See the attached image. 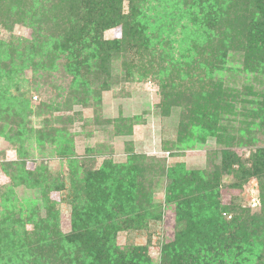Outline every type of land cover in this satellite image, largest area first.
<instances>
[{
    "label": "trees",
    "instance_id": "1",
    "mask_svg": "<svg viewBox=\"0 0 264 264\" xmlns=\"http://www.w3.org/2000/svg\"><path fill=\"white\" fill-rule=\"evenodd\" d=\"M36 1L0 0V17L2 9L9 7L14 13L13 17L7 19L37 26V30H33L36 40L39 28L50 36L45 44L41 42L33 47V52L27 53V57L20 54L11 57L9 64L1 65L0 79L4 77L7 82L18 83L26 62L35 68L34 72H44L59 56L61 48L71 50L68 48L71 42L75 46L71 51L74 57L81 54L86 64L90 62L99 66L109 64L119 50H134L138 56V65L134 69L140 71L139 77L150 74L160 82V101L156 105L159 114L165 119L174 120L175 138L166 140L163 147L169 150L185 149L194 143L201 145L213 139L219 146L213 152L222 158L225 172L234 177L229 186L239 188L249 175H256L261 206L255 213L245 204H220L218 172L210 173V177L205 179L203 169L190 168L185 170L188 178L181 176L176 179L173 171L182 165L175 164L168 172L170 182L166 188L168 202H173L175 197L181 201V208L175 202L179 214L175 238L161 242L157 259L149 256L146 245L119 247L115 244L114 236L121 228H138L141 221L147 223L160 219L162 212L153 198L151 172L157 170L158 174H164L163 165L156 158L130 153L126 163H114L106 158L94 167L93 162L89 161H93L90 153L86 154L91 158L89 160L87 156L79 160L74 158L72 140L69 137L65 139L69 132L60 123L63 122L60 116L55 118L59 126L49 127L47 122L50 119L45 118V125L32 130L31 134H25L23 128H18L19 123L23 125V122L15 120L12 121L15 128L3 135L7 140L14 141L19 160L7 162L2 167L12 181L7 187L32 189L33 201L26 208L12 204L6 206L7 196L4 197V209L0 213V264H264L262 150L257 149L251 154L253 165L250 169L230 149V142L235 137L233 132L239 128L236 124L238 113L243 112L242 116L249 119L246 112L251 115L257 111V106L247 108L252 101L242 96H256L257 93L252 85L245 82H242V88L232 85L235 81L230 77L235 78V75H225L223 72L234 69L233 66L224 67L228 62L227 51L232 50L238 52L230 54L232 64L235 56H242L244 71L251 73L253 79L258 74L264 76V0H213L212 4L217 10L202 6L201 3L207 1L208 4L209 0H170L172 10L187 13L194 21L190 25L191 31H186L179 41L170 39V34L164 35L163 39L157 38L159 35L153 29L156 28L159 14L147 13L141 19L137 18L146 14L141 9L144 0H128L127 12H121L118 18L115 17L114 5L102 10L106 14H101L95 8L97 4L92 1H87L91 5L87 4L84 9L79 4L80 0H41L39 4ZM0 23L5 28L11 26L5 20ZM117 24L122 25L121 37L104 39L103 30ZM175 41L186 46L185 51L178 57L171 55L168 60L160 57L157 64L156 51L159 49L165 53L167 49L171 50L170 44ZM195 55L200 57L199 61L194 59ZM183 58H188L190 66L196 71L186 73L185 78L181 74L182 65L185 64ZM202 59L207 62L201 63ZM106 75L109 76L108 70L97 77H103L105 82ZM181 79L184 80L179 81ZM182 82L185 84L182 85ZM176 83L177 91L174 90ZM108 87L107 84L101 90ZM88 91H92L91 88ZM5 93L0 95L6 96ZM259 94L264 98V92ZM18 99L14 114L20 118L27 114L26 110H31L32 103L23 93L18 95ZM36 106L37 114L60 109L58 104L45 102H39ZM254 119L256 116L252 115L250 122L259 125L254 123ZM109 120L106 122L110 123ZM116 126L119 124L116 123ZM258 131L262 132L261 128ZM115 133L124 132L117 128ZM248 137L256 139L257 132L253 129ZM30 139L38 150H45V145L49 144L54 153L68 158L71 228L67 232L60 230V210L52 194L53 190L61 188L60 183L64 180L47 171L45 165L34 172L25 169L24 160L30 154ZM62 144L65 145L60 147ZM224 157L228 160L224 161ZM39 169L45 170L46 174L38 172ZM183 184L194 187L192 198L198 204L197 211L205 214V217H197V211L188 213L187 204L178 190ZM222 213L231 216L227 219ZM180 215L188 218L186 223L180 221Z\"/></svg>",
    "mask_w": 264,
    "mask_h": 264
},
{
    "label": "rangeland",
    "instance_id": "2",
    "mask_svg": "<svg viewBox=\"0 0 264 264\" xmlns=\"http://www.w3.org/2000/svg\"><path fill=\"white\" fill-rule=\"evenodd\" d=\"M87 1L95 2L97 4L95 8L98 9L99 13L114 5L115 17L117 18L121 12L125 13L128 10V0H80L81 8L84 9L87 4L91 5ZM209 1L208 4L207 1L201 3L202 6L216 9V6L212 4L213 0ZM36 2L39 4L41 0ZM143 4L141 9L146 14H141L137 17L138 19H141L143 15H147V13L159 14L156 28L153 29L159 35L157 38L163 39L164 35L170 34V39L179 41L180 38L185 36L186 31H191L190 25L194 21L188 17L187 13H179L177 10H172L170 0H144ZM118 10L120 11L119 15L117 14ZM167 12H169L168 16H166ZM13 13L14 10L9 7L2 9L0 22L5 20L11 26L5 28L0 23V67L4 63L9 64L11 57L15 58V56L20 54H23V57H27V53L31 54L33 52V47H37V44L41 42L45 44L50 37L44 30L39 28L40 32L36 40L33 30H37V26L34 25L35 27H32L29 22L27 24L17 23L7 19L9 16L13 17ZM36 14L37 16L40 15ZM101 14L106 13L102 12ZM14 18L17 17L15 16ZM121 33L122 25L117 24L104 29L102 36L104 39L119 38ZM178 43L177 41L171 43L170 47L172 49H167L165 53H162L158 49L159 47L156 46L158 49L155 53L157 64L160 62V57L168 60L171 55L178 57L181 52H184L186 46ZM68 45L71 50L66 51L65 48H61V51H58L59 56L54 59L52 65L43 70L44 72L42 70L34 72L35 68L26 62L24 63L26 66L22 67V73L19 74L18 83L7 82L4 77L0 79V93L6 91V96L0 95V213L4 209L2 206L5 196H7L6 206L12 204L16 207L21 205L26 208L33 201L30 193L32 189L21 186L7 187L12 181L8 172L4 171L2 166L10 161H18L19 157L14 141L7 140L3 134L15 128V124H12V121L15 120L23 122V125L19 123L18 128H23L25 134H31L32 130L36 131L42 128L45 125L43 123L45 118L50 119H46L49 127H57L59 126L55 120L57 116H60L63 121L60 123L68 128L69 135L65 139L69 137L72 140L74 158L78 160L90 153L89 155H93L90 156L93 161L89 160L91 159L89 156L87 157H89L88 160L90 162H93L94 167L99 166L106 158L114 163L123 164L127 162L130 153H137L143 154L147 158H156L159 164L164 167V174H158L157 170L151 172L154 185L152 189L154 192L153 198L162 212L160 219L149 220L147 223L141 221L138 223L140 226L138 228H121L114 236L115 244L119 247L146 245L149 256L157 259L161 242L175 238L179 222V214L175 202L181 208V201H179V197L172 199L173 202L166 200V188L170 182L168 172L174 168L175 164L182 165V167L173 171L176 179L181 178V176L188 178L189 175L188 173L186 174L185 170L190 168L203 169L206 173L204 175L205 179L210 177V173L218 172L220 183L218 199L220 204L229 205L237 202L243 206L245 204L247 208L255 213L259 210L261 206L259 179L256 175L251 174L241 184V187L229 186L234 177L231 173L225 172V163L222 162V158L218 153L213 152L215 148H219L213 139H208L201 145L194 143L185 149L169 150L163 147V143L166 140L175 138L174 120L173 118L165 119L159 114V108L156 105L160 101V82H157V79L150 74L143 78L139 77L140 71L138 68L134 69V66L138 65V56L134 53V50L127 49L128 51L126 52L119 50V53L116 54L109 64L99 66L90 62L86 64L87 61L83 59L81 54H78V57H74L71 54V51L75 48L73 42ZM233 53L237 54L238 52L227 51L226 61L228 62H225L224 67L233 66L234 69L224 70L223 72H225V75H235V78L231 76L230 79L235 81L234 83L231 82L232 85L238 88H242V82L254 87L253 91L257 93L256 96L244 95L242 98L253 102L249 104L250 106H246L247 108L257 106V111L253 114L246 113L250 117L255 115L254 123H258L260 126L253 125L250 122V117L245 119L242 116L243 112L238 113V122L236 124L239 128L238 131L233 132L235 137L230 142L232 143L230 149L234 151L240 161L245 162L247 168L251 169L253 165V161L250 160L251 154L257 152L258 149L262 150L261 156L264 157V98H261L259 94L264 92V76L258 74V77L253 79L251 73L244 71L241 65L243 62L242 56H235L232 64L230 62V54ZM194 59L199 61L200 57L195 55ZM35 60H37V57ZM72 60L76 62L73 63ZM182 62L185 63L182 65V77L186 76L188 72H196L190 66L191 62L188 58H183ZM200 62L206 63L207 61L202 59ZM163 65H167V62ZM107 70L109 76L106 75L105 82H103V77L98 78L97 75ZM239 70H243V72ZM219 74L217 73L218 76H220ZM107 84L109 85L108 89H103ZM183 84L185 82H182ZM101 87H103V90H101ZM88 88H91L92 91L87 92ZM177 88L176 83L174 90L177 91ZM21 93L29 98L32 106L31 110H26L27 114L25 116L20 114L22 116L19 118L16 117L14 112L18 107L16 103L19 100L18 95ZM39 102L58 104L60 109L51 113L41 111L42 114H37L35 107H37L36 104ZM183 111L187 113L186 110ZM50 114L52 115L50 116ZM107 118H111V120ZM106 120H109L110 123L106 122ZM71 121L72 123H69ZM116 123L119 126H116ZM251 127L257 132V137L253 140L248 137V133H253ZM117 128H120L124 133L116 134L115 130ZM128 128L129 131H127ZM259 128H261L262 132L258 131ZM63 145L65 144L60 145V147ZM44 149L43 151L38 150L34 141H31V146L28 147L30 154L24 160L25 169L34 172L40 166L45 165L48 167L47 171L63 178V183H60L61 188L53 190L52 194L54 199L58 201L60 230L67 232L71 228L70 204L68 203V198L71 196V188L67 180L69 161L67 157L54 153L49 144L45 145ZM223 160L227 161L228 158L224 157ZM38 172L46 174L45 170L40 171L39 169ZM155 182L158 183L155 184ZM178 190L180 191H178L181 195L180 197L187 204L188 213L193 214L194 211H197L198 204L192 198L195 192L194 187H191V184H183V187ZM197 213V217H205V214H201L198 211ZM222 215L227 219L231 216L229 213H222ZM187 219L180 215L181 222L186 223Z\"/></svg>",
    "mask_w": 264,
    "mask_h": 264
}]
</instances>
